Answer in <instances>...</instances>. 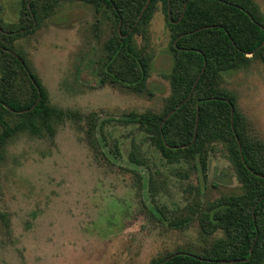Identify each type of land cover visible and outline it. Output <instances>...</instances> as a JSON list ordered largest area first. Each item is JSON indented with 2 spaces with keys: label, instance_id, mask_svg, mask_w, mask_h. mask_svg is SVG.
<instances>
[{
  "label": "rangeland",
  "instance_id": "374dc122",
  "mask_svg": "<svg viewBox=\"0 0 264 264\" xmlns=\"http://www.w3.org/2000/svg\"><path fill=\"white\" fill-rule=\"evenodd\" d=\"M27 1L0 0V39L33 70L51 105L83 117L65 115L55 121L52 136L22 133L4 146L0 264H148L176 250L206 253L225 232L220 227L201 232L200 216L243 188L228 145L205 142L202 166L193 157L168 161L131 121L133 113L163 114L171 93L172 37L163 0H154L146 25L129 29L131 44L149 60L146 89L140 92L115 81L101 63L107 39L118 32L109 8L37 0L35 30L3 40L6 30L29 24ZM253 1L264 15V0ZM179 11L175 2L171 15ZM246 56L248 66L222 72L216 85L235 95L245 119L243 136L264 143V63ZM15 90L21 101L30 96L25 78ZM95 123L102 125V139L91 146L85 136ZM134 143L145 164L129 162ZM260 167L264 170V159Z\"/></svg>",
  "mask_w": 264,
  "mask_h": 264
},
{
  "label": "trees",
  "instance_id": "16d2710c",
  "mask_svg": "<svg viewBox=\"0 0 264 264\" xmlns=\"http://www.w3.org/2000/svg\"><path fill=\"white\" fill-rule=\"evenodd\" d=\"M81 1L109 8L118 23L115 37L107 39L104 45L102 65L115 81L135 91H144L149 60L131 44L129 29L133 33L147 24L154 0ZM36 2L28 0L24 5L30 16L29 24L6 30L3 40L35 30ZM175 2H179L180 11L172 16ZM163 3L172 37L171 93L165 99L163 114L133 113L131 121L144 129V138L168 161L193 157L202 166L204 160L199 151L205 142L226 143L243 188L238 194L220 199L200 216L201 232L210 233L216 227L225 232V237L213 242L206 253L176 250L154 257L148 264H261L264 259V170L260 161L264 159V143L258 137L243 136L240 122L245 119L237 110L235 95L218 87L216 81L224 71L248 66L250 58L246 54L264 63V15L253 0H163ZM193 68L195 74L191 76ZM21 78L29 83L30 96L24 101L15 90ZM65 115L83 117L74 111L65 114L51 105L33 70L0 39V159L8 141L22 133L52 136L55 121ZM101 129V123H95L86 132L91 146L100 144ZM128 157L135 165L147 161L139 143L133 144ZM149 184L155 190L150 174ZM0 217L4 219V214L0 213Z\"/></svg>",
  "mask_w": 264,
  "mask_h": 264
},
{
  "label": "water",
  "instance_id": "95a60500",
  "mask_svg": "<svg viewBox=\"0 0 264 264\" xmlns=\"http://www.w3.org/2000/svg\"><path fill=\"white\" fill-rule=\"evenodd\" d=\"M232 116H233V107L231 106V118H232ZM235 138L237 139V135L235 136Z\"/></svg>",
  "mask_w": 264,
  "mask_h": 264
}]
</instances>
